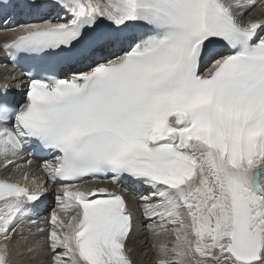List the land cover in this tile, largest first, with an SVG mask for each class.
Instances as JSON below:
<instances>
[{"label":"snow or ice","instance_id":"1","mask_svg":"<svg viewBox=\"0 0 264 264\" xmlns=\"http://www.w3.org/2000/svg\"><path fill=\"white\" fill-rule=\"evenodd\" d=\"M0 31V264H134L121 188L156 264H264V0H0Z\"/></svg>","mask_w":264,"mask_h":264},{"label":"bare ground","instance_id":"2","mask_svg":"<svg viewBox=\"0 0 264 264\" xmlns=\"http://www.w3.org/2000/svg\"><path fill=\"white\" fill-rule=\"evenodd\" d=\"M246 16L247 13H245V17ZM20 19H23V17H20ZM9 38L10 37L8 35L0 31V43H3ZM13 77H17V79H13ZM4 83H7L11 88H13V90H15V85L17 83L24 84L26 82L16 71H14V69H12L7 64L4 56V51L2 48H0V84ZM41 163L42 161L33 159V164L31 165L30 171L37 176H43L44 174L40 169ZM9 172H11V168H9L7 172L0 169V178L6 177ZM97 183H99V181H97ZM104 183L106 184L107 181H104ZM121 190L124 191V194L127 197L130 209L133 212L134 217V230L128 243V248L131 250L134 264H156L157 254L152 247V236L148 229V225L151 223V221L145 220L143 215L141 214L138 207V202L135 199L136 193L124 188H121ZM55 207L56 205L53 189L52 194L47 198L45 211L42 212L41 215L44 216L50 214V212H52ZM24 223H26V221ZM13 244L15 247L16 242L14 241ZM17 260L18 264H32L27 256H18Z\"/></svg>","mask_w":264,"mask_h":264},{"label":"rangeland","instance_id":"3","mask_svg":"<svg viewBox=\"0 0 264 264\" xmlns=\"http://www.w3.org/2000/svg\"><path fill=\"white\" fill-rule=\"evenodd\" d=\"M50 213H51V212H50ZM48 215H50V214H48ZM167 239H168L169 241H171L172 237H171V236H168Z\"/></svg>","mask_w":264,"mask_h":264}]
</instances>
